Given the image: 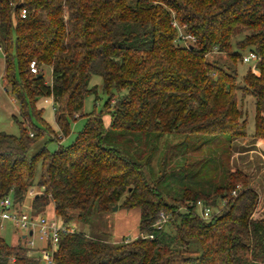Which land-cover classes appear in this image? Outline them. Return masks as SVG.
<instances>
[{"label": "trees", "instance_id": "1", "mask_svg": "<svg viewBox=\"0 0 264 264\" xmlns=\"http://www.w3.org/2000/svg\"><path fill=\"white\" fill-rule=\"evenodd\" d=\"M175 23L195 42L180 39ZM0 49L2 85L24 118L19 135L0 131V201L23 207L31 198L40 217L52 205L67 227L116 205L140 210L136 238L75 230L61 235L55 264H264V219L253 218L260 195L231 164L235 141L248 136L240 93L255 98L253 138L264 139V0H0ZM245 52L258 59L240 81ZM215 53L227 61H208ZM93 76L109 99L102 113L85 115ZM41 99L53 101L61 138ZM82 117L76 140L50 152L48 142ZM0 264L42 263L23 236L17 245L0 237Z\"/></svg>", "mask_w": 264, "mask_h": 264}, {"label": "rangeland", "instance_id": "2", "mask_svg": "<svg viewBox=\"0 0 264 264\" xmlns=\"http://www.w3.org/2000/svg\"><path fill=\"white\" fill-rule=\"evenodd\" d=\"M244 56H249L250 52L243 53ZM219 61L220 63L226 62V58L222 54H211L208 58V61L214 62ZM255 61L251 63H243L239 62L238 64V76L239 80L242 81L243 77L247 74L249 70L255 71ZM4 67V53L0 49V74L2 73ZM40 72V71H39ZM45 77L47 83L52 82V69L49 66H44L41 70ZM91 87H96V94L90 96L85 101L84 111L85 115L91 114L93 112L102 113L104 111L105 105L109 99V94L105 93L103 90V81L99 76H93L91 79ZM125 92L113 91L115 97H119L120 95H124ZM240 101L241 106L245 112H247L246 120H247V133L248 136L245 140L250 141L253 139L254 126H255V107L254 102L255 98L253 96H247L244 93H240ZM38 108L42 110V115L44 121L52 128L56 135L61 138L60 130L56 124L55 120V110L53 108L52 100L41 99L38 104ZM104 123L106 126L110 125V116L104 114ZM17 119V120H16ZM18 122H24V118L20 113V104L16 101V99L11 95H7L3 93V90L0 87V131L11 134V135H19L20 134V126ZM34 124L41 125L37 120L33 119ZM86 124V118L82 117L76 121H74L71 125V133L69 136L63 138L59 141L48 142V149L50 152H55L59 148V145L62 147L70 146L77 138L79 132L82 131ZM25 126L31 131L32 127L29 123H25ZM51 136H54L50 134ZM56 137V136H55ZM165 139L170 142L176 141L174 136H166ZM43 140H48L45 137ZM43 140L32 148L31 154H35L40 148ZM166 149V144L161 146V152H164ZM40 171V170H39ZM36 190V189H35ZM32 199H28L26 204L23 207H19L14 205L12 211H21L24 210L30 214L34 213L31 209ZM117 208V209H115ZM199 214L200 211L198 210ZM36 218H40V213H35ZM44 217L48 219L54 218L53 206L50 205L47 207L44 212ZM140 210L139 208L125 209L120 207L119 205L114 206L110 212L105 214H100L98 212H94L92 217L88 222L78 219L76 216L75 221L73 222L72 227L77 232L84 233L85 235L95 238L101 239L108 242H118L125 239H134L139 234V224H140ZM26 231L17 230L13 224L10 222L5 223L3 229H0V237L4 238L7 243L10 245H17L22 241L23 236ZM37 242L38 249H41L43 243L38 241V237H35ZM34 256L39 257L40 255L37 253H32Z\"/></svg>", "mask_w": 264, "mask_h": 264}, {"label": "built area", "instance_id": "3", "mask_svg": "<svg viewBox=\"0 0 264 264\" xmlns=\"http://www.w3.org/2000/svg\"><path fill=\"white\" fill-rule=\"evenodd\" d=\"M26 11H23V17L25 18ZM180 31V39H183L186 44L188 41L195 42V38L189 34L184 33L186 26H179L175 23ZM258 58L255 54L244 56V63H251ZM30 70L33 74H38L39 69L36 62L30 64ZM33 137V134H31ZM239 188V187H238ZM236 191L232 195H236ZM30 195L34 196L35 192H31ZM14 203L11 197H6L0 201V229H3L5 223L10 222L17 230L26 231L24 238L27 246L32 253H37L42 264H55L54 254L58 246L61 235L70 232H75L73 227H67L62 224L57 218L48 219L46 217L33 218L32 215L24 210L12 211ZM197 208L200 211V215L204 218H208L211 214V208L205 204V202H198ZM168 221V217L165 214H161L159 220L154 225L157 230H162ZM32 232V234H30ZM38 237V241L43 243L41 249H38L35 237ZM153 239V235L147 237Z\"/></svg>", "mask_w": 264, "mask_h": 264}, {"label": "crops", "instance_id": "4", "mask_svg": "<svg viewBox=\"0 0 264 264\" xmlns=\"http://www.w3.org/2000/svg\"><path fill=\"white\" fill-rule=\"evenodd\" d=\"M4 67L0 74V87L3 93L9 92L2 85ZM232 169H240L252 178V185L260 195L258 208L253 214L254 219H264V139L253 138L250 141L238 139L234 143V152L231 160Z\"/></svg>", "mask_w": 264, "mask_h": 264}, {"label": "water", "instance_id": "5", "mask_svg": "<svg viewBox=\"0 0 264 264\" xmlns=\"http://www.w3.org/2000/svg\"><path fill=\"white\" fill-rule=\"evenodd\" d=\"M115 209H117V208H115ZM30 234H32V232Z\"/></svg>", "mask_w": 264, "mask_h": 264}]
</instances>
